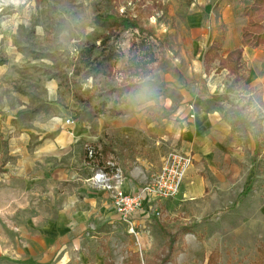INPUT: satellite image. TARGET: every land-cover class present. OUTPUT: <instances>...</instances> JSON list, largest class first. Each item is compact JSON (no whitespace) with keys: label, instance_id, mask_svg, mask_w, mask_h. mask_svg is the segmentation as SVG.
<instances>
[{"label":"rangeland","instance_id":"rangeland-1","mask_svg":"<svg viewBox=\"0 0 264 264\" xmlns=\"http://www.w3.org/2000/svg\"><path fill=\"white\" fill-rule=\"evenodd\" d=\"M250 3L0 0V190L11 189L12 184L24 190V159L56 141L58 132L52 127L68 129L75 138L64 148L70 172L59 189V194L76 197L74 204L66 206L47 188L45 200L38 193L17 197L20 210L26 202L30 208L36 206L33 218L38 221L39 215L44 223L59 220L66 227L59 236L67 242L51 260L39 257L16 264H139L135 254L140 264H206L215 250L219 264H264V51L262 46L244 48L239 84L226 70L216 72L217 63L209 72L204 63L214 39L223 37L221 54L239 45L248 23L243 9ZM109 15L129 18L154 34L158 59L148 77L136 79L125 72L148 42L137 28L122 33V57L110 73L77 74L80 48L99 45L102 38L119 31L120 26L112 29ZM258 19L257 29H263L264 10ZM128 84L134 87L126 103L119 105L122 114L100 112L104 100L108 107L114 105L111 90ZM183 88L199 90L206 96L201 100L228 120L234 148L242 155L218 156L214 171L207 162L200 164L198 175L206 184L200 196L183 192L181 185L175 196L150 197L144 208L124 219L114 208L112 191L97 181L96 174L102 166H111L110 173L121 176L115 182L120 189L138 192L161 172L170 152L187 151L180 142L172 144L166 129L175 106L168 110L158 101L180 95ZM63 143L69 140L60 141L59 147ZM96 146L103 152L104 165L85 159L87 148ZM92 198L96 204L88 201ZM3 207L8 209L0 211V241L5 244L9 231L19 226L14 216L27 220L31 213L16 214L6 204ZM10 250L5 253L11 259L16 249Z\"/></svg>","mask_w":264,"mask_h":264},{"label":"crops","instance_id":"crops-1","mask_svg":"<svg viewBox=\"0 0 264 264\" xmlns=\"http://www.w3.org/2000/svg\"><path fill=\"white\" fill-rule=\"evenodd\" d=\"M238 46H240V41ZM238 46L228 48L222 55H226L227 52ZM179 94L173 98H161L158 101L164 104L168 110L172 109L173 105L175 106L170 123L166 127L170 133L169 139L172 144L180 142L185 148L184 150L192 152L194 163L200 161L197 165L193 163L187 171L182 183V191L190 195L200 196L206 190L205 181L203 178L200 179L198 175V169L201 167L200 164L207 162V165L214 171L212 164L216 165L214 160L218 156L225 158L237 154L240 157L242 152L236 151L234 148V145L237 143L233 139L232 128L228 120L213 105L205 100H201L206 98V96L201 95L199 90L191 92L186 88L181 89ZM125 127H128V125H125ZM51 129L54 132H58L56 138H54L56 141L47 143L49 147L40 148L39 150L41 151H37L36 156L25 157L24 159L26 165L25 177L27 178V186L24 190H16L14 184L11 185V189H9V186L5 190H0V211L2 208H5L3 205L6 204L16 214L21 211H28L29 214H32L28 218L26 217L27 220L21 221L18 219V216H14L19 225V231L18 229L10 230L7 234L8 237L6 236V243L4 244L0 241V264H16V261L19 260L22 261L21 263H24L35 261L39 257L42 261L51 260L53 256L59 253V246H62L60 247L62 249L67 242V239L62 234L59 236V231H65L66 229V227L59 223V220L48 219L44 223L42 220L43 216L39 215L38 221L37 217L33 218L35 215L33 212L36 210L33 208L36 206H31L30 208V203L26 202L25 206H23L24 209L20 210L19 202H17V197L19 198L20 195H23V198L24 195L32 198V195H35V193L43 196L46 188L51 190L52 193H56L57 197L60 196L66 206L74 204V200L77 199L69 195L66 196L68 192L59 194V189L65 187L64 179L68 175L67 172H70V168L67 167L69 163L65 164L63 159L65 155L64 148L71 147L70 143L75 139L74 136H69V133L73 132H68V129L59 131V126L52 127ZM143 132L147 135L149 134L147 129L143 130ZM180 137L181 139H179ZM65 139H68L69 143H63L59 147V142ZM126 190L130 192L131 188L126 187ZM77 193L79 194V192ZM44 197L45 195L42 197L45 200ZM88 201L96 204V198L88 199ZM77 203L79 205L78 200ZM3 210L8 209L5 208ZM61 212H64L62 208ZM5 225L7 226V224ZM13 227L10 228L14 229ZM5 228H9V226ZM33 230H37V232H33ZM21 235L23 238H21ZM23 239L25 243H23ZM12 247L16 249V256H11L10 259V256L5 251L8 250L9 252Z\"/></svg>","mask_w":264,"mask_h":264},{"label":"trees","instance_id":"trees-1","mask_svg":"<svg viewBox=\"0 0 264 264\" xmlns=\"http://www.w3.org/2000/svg\"><path fill=\"white\" fill-rule=\"evenodd\" d=\"M263 10L264 0H251V3L244 7L243 13L248 17V23L242 29L240 46L230 50L226 55L220 53L223 37L212 41L204 55L205 70L207 72L211 70L214 63H217L215 67L216 72L226 70L227 75L234 77V83L239 84L243 79V48L245 46H262L264 50V28L257 29L260 28L258 26V16ZM107 18L111 22L112 29H116L117 26H120L119 31L116 30L110 36L102 38L99 45L96 43H89L80 48L76 62L77 74H80L83 70L91 71L95 75L110 73L112 68L122 57V50L119 44L122 33L125 32V30L137 28L136 30L139 31L140 36H142L144 40L147 39L148 42L143 44L145 50L143 54L130 59L126 65L125 72L129 77L136 79L148 77L153 72V65L158 59V53L155 50L153 40L154 34L138 26V23L129 18L121 17V19H118L112 15L107 16ZM2 63L3 60L0 59V65ZM133 87L134 86L128 84L123 87L113 88L110 95L113 97L114 105L108 107L104 100L102 106L99 107L100 112L111 116L121 115L122 110L119 108V105L126 103L128 96L133 92ZM91 151L92 154H90ZM85 159L86 161L93 162L96 166L101 164L104 165L105 163L103 152L99 150L98 146H96L95 149L87 148ZM253 161L255 163V160ZM101 169L110 173L114 168L111 166H102ZM135 256L136 261L140 264L138 259L139 256L135 254L133 257ZM206 264H219V252L216 250L211 252Z\"/></svg>","mask_w":264,"mask_h":264},{"label":"built area","instance_id":"built-area-1","mask_svg":"<svg viewBox=\"0 0 264 264\" xmlns=\"http://www.w3.org/2000/svg\"><path fill=\"white\" fill-rule=\"evenodd\" d=\"M67 122L74 123V120L68 119ZM165 159L161 172L138 192H127L120 189L115 184L121 178L118 173H108L103 169L97 172V181L104 188L112 191L114 208L122 218H131L144 208L150 197L167 199L179 192L187 171L194 162V156L191 151H172Z\"/></svg>","mask_w":264,"mask_h":264}]
</instances>
